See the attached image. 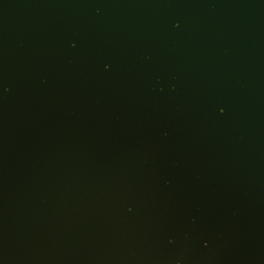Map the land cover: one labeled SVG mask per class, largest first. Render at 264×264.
<instances>
[{
    "label": "water",
    "instance_id": "1",
    "mask_svg": "<svg viewBox=\"0 0 264 264\" xmlns=\"http://www.w3.org/2000/svg\"><path fill=\"white\" fill-rule=\"evenodd\" d=\"M0 264H264V0H0Z\"/></svg>",
    "mask_w": 264,
    "mask_h": 264
}]
</instances>
